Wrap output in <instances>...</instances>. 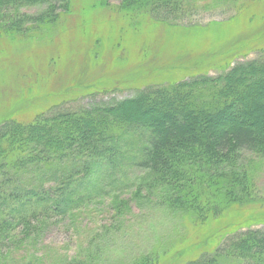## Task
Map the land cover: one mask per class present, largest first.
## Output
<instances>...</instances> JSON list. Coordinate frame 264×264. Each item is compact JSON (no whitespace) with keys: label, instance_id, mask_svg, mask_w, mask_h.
I'll list each match as a JSON object with an SVG mask.
<instances>
[{"label":"trees","instance_id":"16d2710c","mask_svg":"<svg viewBox=\"0 0 264 264\" xmlns=\"http://www.w3.org/2000/svg\"><path fill=\"white\" fill-rule=\"evenodd\" d=\"M115 1L117 12L161 23L185 14L181 0ZM93 3L98 6V0ZM33 7L39 12L23 11ZM71 9L72 0H0V37H44L68 21ZM261 159L264 48L256 59L216 76L148 86L121 101L59 110L30 123L5 121L0 125V264H9L5 250L12 251L52 218H65L105 196L106 187L98 184L119 182L128 167L145 173L139 186L150 199L155 193L159 206L192 226H204L255 199ZM117 201L119 212L124 201ZM227 230L210 237L221 239L210 253L186 264H264V231ZM169 249L124 264H157Z\"/></svg>","mask_w":264,"mask_h":264},{"label":"rangeland","instance_id":"374dc122","mask_svg":"<svg viewBox=\"0 0 264 264\" xmlns=\"http://www.w3.org/2000/svg\"><path fill=\"white\" fill-rule=\"evenodd\" d=\"M104 3L72 0L68 21L44 37H0V125L111 104L152 85L216 76L256 59L264 48V0H181L185 14L166 24L117 12L115 0H107L110 7ZM261 163L255 199L204 226H192L159 206L156 194L150 199L139 186L145 173L128 167L118 173L119 182L98 184L106 187L105 196L65 218H52L12 251L5 250V259L9 264L74 259L124 264L170 248L157 264H186L210 253L221 240L210 237L225 228L264 231V159ZM117 200L124 201L119 212Z\"/></svg>","mask_w":264,"mask_h":264}]
</instances>
